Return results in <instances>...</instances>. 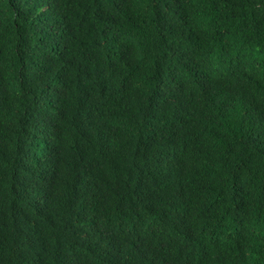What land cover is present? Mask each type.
Masks as SVG:
<instances>
[{"label": "trees", "instance_id": "1", "mask_svg": "<svg viewBox=\"0 0 264 264\" xmlns=\"http://www.w3.org/2000/svg\"><path fill=\"white\" fill-rule=\"evenodd\" d=\"M0 104V264H264V0H0Z\"/></svg>", "mask_w": 264, "mask_h": 264}, {"label": "clouds", "instance_id": "2", "mask_svg": "<svg viewBox=\"0 0 264 264\" xmlns=\"http://www.w3.org/2000/svg\"><path fill=\"white\" fill-rule=\"evenodd\" d=\"M23 137L28 140V143L27 144H23L21 146L22 150L27 151L31 155L32 158H38V159H41V160L47 159L46 158V154H45V152L43 150V148H45L43 144H44V141L48 137L43 136V137H41L38 140H33L31 134L30 133H26V132L23 134ZM55 147H57V146H55Z\"/></svg>", "mask_w": 264, "mask_h": 264}]
</instances>
